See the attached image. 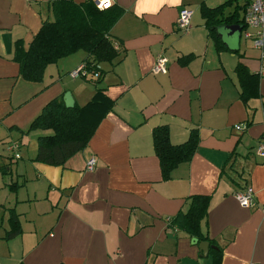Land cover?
<instances>
[{"label": "crops", "instance_id": "crops-1", "mask_svg": "<svg viewBox=\"0 0 264 264\" xmlns=\"http://www.w3.org/2000/svg\"><path fill=\"white\" fill-rule=\"evenodd\" d=\"M225 1L111 0L123 9L109 34L119 57L99 63L98 87L113 106L86 147L55 166L35 160L38 136L50 131H22L53 98L70 91L82 106L97 86L70 75L85 63L82 50L49 64L41 81L25 80L15 45L26 50L53 19L51 0H0V264H264V158L256 154L264 142V62L251 40L243 45L223 27L225 47L217 49L200 7ZM183 7L193 11L185 31L175 26ZM245 7L233 0L227 9L242 18ZM161 54L167 72L153 74ZM238 63L259 75L257 97L241 99ZM163 125L175 145L193 129L199 136L169 179L153 148V128ZM248 186L254 201L242 206L234 193ZM193 195L209 196L200 228L213 247L205 254L195 236L167 223ZM12 210L21 232L8 238Z\"/></svg>", "mask_w": 264, "mask_h": 264}, {"label": "trees", "instance_id": "trees-1", "mask_svg": "<svg viewBox=\"0 0 264 264\" xmlns=\"http://www.w3.org/2000/svg\"><path fill=\"white\" fill-rule=\"evenodd\" d=\"M233 0H226L214 7L202 4L200 12L205 24L218 48L225 45L217 33L216 27L225 24H240L244 28L243 17L239 12L227 10ZM52 20H44L40 29L25 50L20 42L15 45L13 60L19 65V74L27 81H41L46 67L60 58L79 50L86 53L85 63L90 71H98L100 76L88 78L97 86L92 98L84 105L74 104L67 108L63 97L50 100L41 112L30 122L27 129L50 130L48 134L39 135L35 160L50 165H63L76 152L84 149L92 136L97 122L112 108L113 101L103 94L98 87L103 70L99 63H111L119 57L110 38V30L121 17L123 9L111 3L99 9L94 0L77 3L74 0H51ZM239 7V6H238ZM193 58L188 54L179 58L180 64H186ZM236 75L243 101L259 95V75L251 73L242 63L236 65ZM154 152L159 158L163 179L170 178L171 170L179 163L191 159L198 144V132L191 130L188 139L181 144H172L168 128L156 126L152 131ZM3 174L6 171L2 172ZM186 211L168 217L169 227L195 236L198 241L207 240L202 236L201 221L207 214L209 196L193 195L188 198ZM9 220L11 228L6 236L9 238L21 232L17 214L12 210ZM217 250V249H214Z\"/></svg>", "mask_w": 264, "mask_h": 264}, {"label": "built area", "instance_id": "built-area-1", "mask_svg": "<svg viewBox=\"0 0 264 264\" xmlns=\"http://www.w3.org/2000/svg\"><path fill=\"white\" fill-rule=\"evenodd\" d=\"M245 11L243 14L242 35L245 39L251 40L253 46L260 51V60L264 62V0H244ZM111 0H94V4L99 9L107 8L111 5ZM193 11L187 7H183L179 11V15L176 19L175 26L178 30L185 31L190 26V20ZM115 48H118L117 43H114ZM168 59L164 55H158L155 58L154 65L151 69L153 74L166 73L167 72ZM264 71V64L262 65L261 72ZM73 77H92L97 78L100 76L98 71H90L86 63H81L74 70L70 72ZM237 129H242L240 125L236 126ZM13 150L18 149L17 144L11 146ZM256 154L264 158V142H260L256 148ZM19 157V154H15ZM96 164L95 157L88 159L86 163V169L92 170ZM234 196L238 203L242 206H250L254 201V193L251 187H246L242 190H238L234 193Z\"/></svg>", "mask_w": 264, "mask_h": 264}, {"label": "water", "instance_id": "water-1", "mask_svg": "<svg viewBox=\"0 0 264 264\" xmlns=\"http://www.w3.org/2000/svg\"><path fill=\"white\" fill-rule=\"evenodd\" d=\"M221 27L225 28L228 31V34L230 35H237L238 38L240 37V32L242 31V25L240 24H225L216 27L217 33L219 37L221 36V33L218 31ZM221 38V37H220ZM222 39V38H221ZM63 101L67 108H71L74 106V99L70 91H66L63 94ZM194 243H198L199 249L202 250L205 253H207L209 247H213L210 245L209 241H198L197 238L192 239Z\"/></svg>", "mask_w": 264, "mask_h": 264}, {"label": "rangeland", "instance_id": "rangeland-1", "mask_svg": "<svg viewBox=\"0 0 264 264\" xmlns=\"http://www.w3.org/2000/svg\"><path fill=\"white\" fill-rule=\"evenodd\" d=\"M240 1H241V0H240ZM227 10H228V9H227ZM235 36H237V35H235ZM240 39H241L242 44L244 45L246 39H245L244 36L241 34V32H240ZM82 53H84V52H82ZM49 131H50V130H49Z\"/></svg>", "mask_w": 264, "mask_h": 264}]
</instances>
